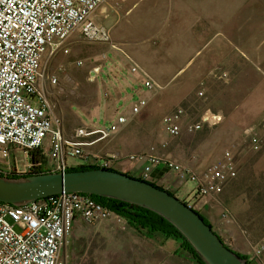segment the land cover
Masks as SVG:
<instances>
[{"label":"built area","instance_id":"built-area-1","mask_svg":"<svg viewBox=\"0 0 264 264\" xmlns=\"http://www.w3.org/2000/svg\"><path fill=\"white\" fill-rule=\"evenodd\" d=\"M100 0H0V177L18 178L51 172H67L70 160L90 162L100 169H112L121 160H145L139 179L170 192L175 184L190 182L196 195L211 207L217 204L225 186L237 177L230 150L211 163L191 165L170 152L125 154L111 148L114 137L146 105L135 101L114 122L90 128L63 130L57 114L62 100L79 96V83L68 75L59 77V66L47 76L41 71L49 58L66 56L77 43H94L106 38L93 18ZM76 65H82L77 61ZM93 74L97 69H93ZM142 84L152 94L163 89L143 69L132 63ZM93 76H88L92 79ZM184 110L176 108L163 116L162 130L172 140L183 131L195 133L204 124L214 125L207 115L181 125ZM254 141L253 130L246 136ZM162 144V148H165ZM153 168H163L171 181L153 178ZM157 182V183H156ZM197 213V207L184 201ZM84 222H111V229H129L119 215L89 196L63 192L16 207L0 202V264H66L63 253L75 229ZM220 239H222L220 237ZM224 246L230 244L221 240ZM264 235L253 246L248 259L261 264Z\"/></svg>","mask_w":264,"mask_h":264},{"label":"crops","instance_id":"crops-1","mask_svg":"<svg viewBox=\"0 0 264 264\" xmlns=\"http://www.w3.org/2000/svg\"><path fill=\"white\" fill-rule=\"evenodd\" d=\"M263 1L100 0L93 20L106 38L87 44L77 42L61 60L64 72L80 84V98L65 101L58 108L63 130L99 125L90 123L93 117H103L109 124L123 111H129L135 101L144 99L145 107L124 126V135L118 133L114 137L111 148L125 154H146L150 148L146 147L147 140L140 138L139 131L130 130H141L149 115H155L156 121L161 119L165 95L171 97L169 111L193 95L209 74L221 72L228 57L229 33L235 34V48H243V18L257 16ZM232 17L237 19L234 26H229ZM77 61L82 65H76ZM132 63L163 89L152 94L143 86L140 74L132 71ZM72 69H77V73H71ZM124 137L133 139L132 146L122 145ZM145 162L121 160L113 163L112 170L139 178ZM69 164V168L77 167L74 161ZM165 171L153 168L152 177L162 179ZM173 188L188 196L185 184H175ZM203 205V211L211 215V207L206 202ZM203 216L211 224L210 217ZM142 257L141 264H197L194 258L176 249L157 248Z\"/></svg>","mask_w":264,"mask_h":264},{"label":"rangeland","instance_id":"rangeland-1","mask_svg":"<svg viewBox=\"0 0 264 264\" xmlns=\"http://www.w3.org/2000/svg\"><path fill=\"white\" fill-rule=\"evenodd\" d=\"M236 19L229 18V26H234ZM243 30V48H235V34L229 33L228 57L221 72L213 71L196 87L195 95L185 98L169 111L167 107L171 97L165 95L161 119L156 121L155 115H149L141 130L133 128L130 133L139 131L142 135L140 138L148 142L146 147L153 146L156 152H170L180 160L194 156L190 162L192 166L214 162L225 150L232 152L238 170L237 177L225 186L217 204L211 206V215L203 211V202L206 201L196 195L192 183L182 184L188 188V196H182L173 187L170 190L177 198L194 205L200 213L210 217L214 231L230 244V248L249 258L253 246L264 235V1L257 16L243 18ZM63 57L56 55L43 63L41 71L44 75L62 66L57 72L59 77L70 76L64 72L61 62ZM71 73L76 74L77 69H72ZM78 98L80 95L65 97L55 111L59 114L58 108L65 101ZM177 107L184 110L182 126L210 113L219 122L204 124L195 133L183 131L169 141L162 130L161 121L163 116ZM90 123L107 124L103 117H93ZM249 130L256 134L254 141H251L250 134L249 138L246 136ZM121 131L118 136L124 135L125 130ZM132 141L124 137L122 145L132 146ZM164 143L165 148H162ZM70 161H74L77 167L92 165L80 160ZM162 176L164 180L171 181L166 171ZM111 226V222L99 225L82 222L64 250L66 264H141L142 255L153 249L177 248L175 242L161 235L149 240L131 228L119 232L111 229ZM260 258L261 264H264V251ZM250 262L256 264L255 261Z\"/></svg>","mask_w":264,"mask_h":264},{"label":"water","instance_id":"water-1","mask_svg":"<svg viewBox=\"0 0 264 264\" xmlns=\"http://www.w3.org/2000/svg\"><path fill=\"white\" fill-rule=\"evenodd\" d=\"M63 192L119 200L158 214L180 232L203 264H247L245 259L224 246L199 213L179 198L121 172L98 168L0 177V202L16 207Z\"/></svg>","mask_w":264,"mask_h":264},{"label":"trees","instance_id":"trees-1","mask_svg":"<svg viewBox=\"0 0 264 264\" xmlns=\"http://www.w3.org/2000/svg\"><path fill=\"white\" fill-rule=\"evenodd\" d=\"M87 169H98V167L92 164V165H87V166H78V167L69 168L67 171L69 172V171H78V170H87ZM107 170H112V169H107ZM112 171H115V170H112ZM136 179H139V178H136ZM150 184H153V183H150ZM169 194L174 195L170 192ZM87 196H89L95 202L99 203L100 205L110 210L111 212L119 215L125 222H127L129 228L143 234V236H145L147 239L154 240L156 235H161L163 236L164 239L175 242L177 245L176 250L184 251L186 254L194 258L197 264H203L199 256L194 251V249L185 240V238L180 234V232L173 225H171L169 222H167L165 219H163L158 214L152 211H149L145 208H142V207H139L133 204L125 203L119 200L104 198V197L95 196V195H87ZM180 200L183 201L182 199ZM200 215L202 216L205 223L211 226V224L208 222L206 217H204L202 214ZM211 228L214 231L212 226ZM236 254L239 257L245 259L247 264H252L249 261L247 256L242 255L238 252H236Z\"/></svg>","mask_w":264,"mask_h":264},{"label":"bare ground","instance_id":"bare-ground-1","mask_svg":"<svg viewBox=\"0 0 264 264\" xmlns=\"http://www.w3.org/2000/svg\"><path fill=\"white\" fill-rule=\"evenodd\" d=\"M208 115V118L211 120V121H216L217 120V117L212 115L211 113L210 114H207Z\"/></svg>","mask_w":264,"mask_h":264}]
</instances>
